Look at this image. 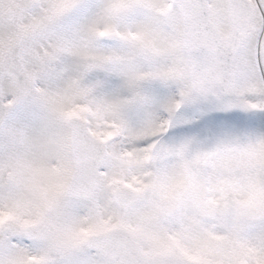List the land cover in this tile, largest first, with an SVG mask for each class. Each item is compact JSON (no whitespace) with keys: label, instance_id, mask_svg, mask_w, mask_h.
Wrapping results in <instances>:
<instances>
[{"label":"snow or ice","instance_id":"6c2138e0","mask_svg":"<svg viewBox=\"0 0 264 264\" xmlns=\"http://www.w3.org/2000/svg\"><path fill=\"white\" fill-rule=\"evenodd\" d=\"M0 264H264V0H0Z\"/></svg>","mask_w":264,"mask_h":264}]
</instances>
